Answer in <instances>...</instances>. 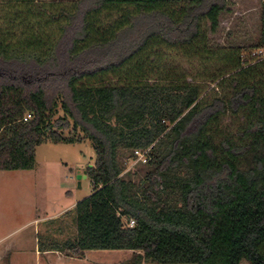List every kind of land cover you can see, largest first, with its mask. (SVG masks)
I'll return each instance as SVG.
<instances>
[{
    "label": "trees",
    "instance_id": "obj_1",
    "mask_svg": "<svg viewBox=\"0 0 264 264\" xmlns=\"http://www.w3.org/2000/svg\"><path fill=\"white\" fill-rule=\"evenodd\" d=\"M228 1L0 0V172L33 170L44 143L87 139L95 153L93 192L65 213L75 236L41 239L40 253L264 264V60L209 45ZM163 46L198 59L218 91L160 66ZM136 150L137 182L122 162Z\"/></svg>",
    "mask_w": 264,
    "mask_h": 264
},
{
    "label": "rangeland",
    "instance_id": "obj_2",
    "mask_svg": "<svg viewBox=\"0 0 264 264\" xmlns=\"http://www.w3.org/2000/svg\"><path fill=\"white\" fill-rule=\"evenodd\" d=\"M37 2L76 0H36ZM258 0H229L226 11L221 15L218 29L208 35L209 45L216 49H240L242 60L249 58L252 45L259 37ZM164 53L160 66L182 69L190 76L187 81L201 83L204 93H212L215 83L210 79L198 59L187 60L181 52L158 47ZM58 104L54 119L62 117ZM53 119V120H54ZM227 114L220 126L235 134ZM73 133L72 124L63 132L64 137ZM80 134L79 132L77 133ZM95 162V153L89 140L74 144L44 143L35 149V166L30 171L0 172V264H44L37 253L38 241L48 238L63 243L75 236L72 212L57 217L63 210L71 209L78 202L92 194V184L88 178H80ZM124 175L135 182L143 178L148 169L144 163L136 162L134 155L125 153L122 157ZM72 210V209H71ZM125 223V220H123ZM20 242L15 257L13 246ZM12 254H11V253ZM130 251H85L79 258L62 256L51 264H129ZM15 254V253H14ZM10 256L12 259H10ZM50 264V263H49ZM240 264H248L242 261Z\"/></svg>",
    "mask_w": 264,
    "mask_h": 264
},
{
    "label": "built area",
    "instance_id": "obj_3",
    "mask_svg": "<svg viewBox=\"0 0 264 264\" xmlns=\"http://www.w3.org/2000/svg\"><path fill=\"white\" fill-rule=\"evenodd\" d=\"M258 21H259V36L262 42V46L258 48H254L249 54V58L246 60H242L244 65H250L256 62H260L264 60V0H258ZM30 118V115L27 114L23 118V121H27ZM133 155L136 159V162L145 163L147 158V151L136 150L133 152ZM128 227H133L134 222L129 221L126 222Z\"/></svg>",
    "mask_w": 264,
    "mask_h": 264
},
{
    "label": "crops",
    "instance_id": "obj_4",
    "mask_svg": "<svg viewBox=\"0 0 264 264\" xmlns=\"http://www.w3.org/2000/svg\"><path fill=\"white\" fill-rule=\"evenodd\" d=\"M74 206H75V205H74ZM74 206H73L71 209H73ZM71 209L69 208L68 210H63V211H62L57 217L52 218V219H50V220L47 221V222H50V221H53V220L59 219L62 215H64L67 211H70ZM19 244H20V242H15V245L13 246V248H11V249H14V250H13V256H14V257H15V255H19V254H16V253L18 252V250H21V248L19 247ZM1 252H2V250H0V254H1ZM36 252L39 253V256H41V257L44 259V264H49V263L51 264V262H52V258H53V259H60V258H62V256H64L63 254H61V253H59V252H56V251H46V252L40 253V252L38 251V249H37ZM10 253H11V252H10ZM14 253H15V254H14ZM11 254H12V253H11ZM128 255H129V260H130L131 256L133 255V252L130 251ZM10 259H12L11 256H10ZM14 259L17 261V260L20 259V258L15 257ZM20 260H21V259H20ZM17 264H20V262L17 263Z\"/></svg>",
    "mask_w": 264,
    "mask_h": 264
},
{
    "label": "water",
    "instance_id": "obj_5",
    "mask_svg": "<svg viewBox=\"0 0 264 264\" xmlns=\"http://www.w3.org/2000/svg\"><path fill=\"white\" fill-rule=\"evenodd\" d=\"M82 177H83V178H87L86 171H84L83 174H82L81 176L79 175V176H78V179H80V178H82Z\"/></svg>",
    "mask_w": 264,
    "mask_h": 264
}]
</instances>
